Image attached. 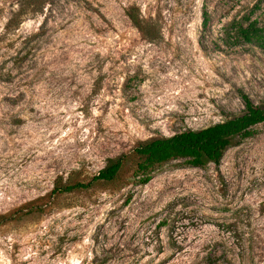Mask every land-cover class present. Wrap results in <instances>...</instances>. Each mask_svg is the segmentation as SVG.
I'll use <instances>...</instances> for the list:
<instances>
[{"label": "rangeland", "instance_id": "rangeland-1", "mask_svg": "<svg viewBox=\"0 0 264 264\" xmlns=\"http://www.w3.org/2000/svg\"><path fill=\"white\" fill-rule=\"evenodd\" d=\"M17 2L0 0V264H264V122L218 164L140 183L130 156L114 181L54 190L241 114L242 94L264 106V52L227 38L264 0H46L5 29Z\"/></svg>", "mask_w": 264, "mask_h": 264}, {"label": "trees", "instance_id": "trees-1", "mask_svg": "<svg viewBox=\"0 0 264 264\" xmlns=\"http://www.w3.org/2000/svg\"><path fill=\"white\" fill-rule=\"evenodd\" d=\"M45 2L46 0H18L16 9L6 19L5 29L19 25L26 16L43 13ZM125 14L143 38L153 40L157 37L158 30L137 12L130 9ZM207 22V13L203 12L202 26L205 27ZM229 31L231 35L227 34V38L232 39V43L252 45L264 52V22L261 24L256 19L245 17L243 22H231ZM241 98L244 108L239 115L200 129H185L170 136L140 141L131 152L108 158L88 181L66 182L56 186L54 190L65 193L88 189L98 181H114L130 156L136 159L135 173L139 175L140 183H146L150 179V172L156 165L171 159L183 158L192 166H203L209 162L218 164L229 145L236 139L251 136L252 127L264 122V106L254 104L246 95L242 94Z\"/></svg>", "mask_w": 264, "mask_h": 264}]
</instances>
